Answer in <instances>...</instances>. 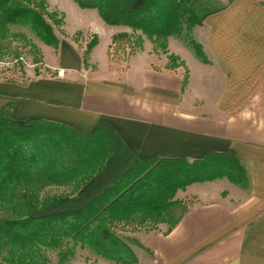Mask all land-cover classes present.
Segmentation results:
<instances>
[{"label": "crops", "instance_id": "crops-1", "mask_svg": "<svg viewBox=\"0 0 264 264\" xmlns=\"http://www.w3.org/2000/svg\"><path fill=\"white\" fill-rule=\"evenodd\" d=\"M217 1L225 6L200 25L206 61L169 37L162 67H154L144 46L120 68L108 56L115 31L98 18L101 32L86 65L76 46L60 41L46 65L52 76L0 81L6 117L84 134L102 120L141 160L234 153L248 188L223 177L179 190L175 198L195 202L171 230L162 223L133 234L127 244L136 264H264V0ZM168 53L182 63L168 65Z\"/></svg>", "mask_w": 264, "mask_h": 264}, {"label": "trees", "instance_id": "trees-1", "mask_svg": "<svg viewBox=\"0 0 264 264\" xmlns=\"http://www.w3.org/2000/svg\"><path fill=\"white\" fill-rule=\"evenodd\" d=\"M73 1L82 9H96L108 25L126 26L160 41L162 48L175 37L202 61L205 55L191 29L225 6L217 0ZM47 15L43 0H0V40L9 27L24 26L56 49L59 39ZM92 47L82 53L84 65ZM186 80L187 75L182 87ZM0 160V256L8 264H48L43 248H58L63 241L115 264H136L119 231L158 223L171 230L191 205L175 195L192 183L225 177L243 189L249 186L232 151L191 160H141L102 120L84 134L63 124L14 120L0 112ZM51 185H69L70 190L41 196Z\"/></svg>", "mask_w": 264, "mask_h": 264}, {"label": "rangeland", "instance_id": "rangeland-1", "mask_svg": "<svg viewBox=\"0 0 264 264\" xmlns=\"http://www.w3.org/2000/svg\"><path fill=\"white\" fill-rule=\"evenodd\" d=\"M43 1L48 12L46 19L53 25L59 42H71L81 53L87 49L89 44H93L94 46L98 42V34L95 31L101 32L98 28L102 26L98 18L102 22L103 20L99 17L97 11L98 16L91 9L80 12L75 8L77 4L73 0ZM103 23L110 31H115L108 47V56L110 61L115 65L120 68L125 67L128 64L129 58L135 52L144 49V46H149L150 52H148V55L151 59H154V62H152L154 63V67H162V55L168 52L166 50L167 43L165 44L166 47L162 48L160 41L155 42L140 31H135L122 25L111 26L105 22ZM201 31L203 33V30H200V25H196L191 29V35L199 46L201 44L198 42V37ZM114 37L118 39L113 40ZM187 48L195 56L194 51L189 47ZM54 49L52 46L44 44L27 27H9L0 40V81L24 83L36 76H52V72L46 65L52 63L55 59ZM167 56L169 59L168 65L170 66L182 63L179 57L174 54L168 53ZM1 165H3V160H0ZM69 190V185H51L42 190L41 196L60 195ZM179 200L188 204L195 202L193 196H184ZM159 224L162 223L146 225L136 231H119L118 234L125 242L133 243L135 242L133 234L138 235V233L157 230ZM163 224L167 228L166 223ZM42 251L48 264H60L59 260L61 258H63L62 264H115L114 261L101 257L86 247L73 246L69 241H63L62 245L58 248L45 247ZM71 252L73 253L70 256ZM0 264H8L3 256H0Z\"/></svg>", "mask_w": 264, "mask_h": 264}]
</instances>
